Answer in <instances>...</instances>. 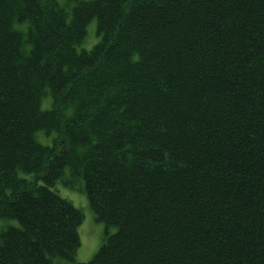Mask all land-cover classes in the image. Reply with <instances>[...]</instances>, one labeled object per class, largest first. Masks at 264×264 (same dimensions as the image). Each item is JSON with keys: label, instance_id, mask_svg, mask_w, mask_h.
Masks as SVG:
<instances>
[{"label": "trees", "instance_id": "1", "mask_svg": "<svg viewBox=\"0 0 264 264\" xmlns=\"http://www.w3.org/2000/svg\"><path fill=\"white\" fill-rule=\"evenodd\" d=\"M65 1L0 0V264H78L80 181L85 264H264V0Z\"/></svg>", "mask_w": 264, "mask_h": 264}, {"label": "rangeland", "instance_id": "2", "mask_svg": "<svg viewBox=\"0 0 264 264\" xmlns=\"http://www.w3.org/2000/svg\"><path fill=\"white\" fill-rule=\"evenodd\" d=\"M61 6L64 8H69L72 4L66 2L65 0H60ZM18 26H16L17 28ZM19 30L24 31L25 26H19ZM96 34H95V21H91L86 27V37L83 40V44L81 45V50H90L93 45L96 43ZM51 97L46 94L42 101L41 106L43 110L50 109ZM64 115L69 117V110H67ZM56 138V139H54ZM54 139V140H53ZM63 137L62 134L56 136L55 134H51L49 136H44L42 133L37 135V140L43 145H51L54 141L57 146V151L59 153L63 152L62 141ZM53 140V141H52ZM68 176V170H65L64 176ZM54 188V187H53ZM56 192L60 195L61 198H65L71 205L78 210L82 215V221L79 227L77 228V233L80 239V246L77 250L75 256V262L78 264H85L88 263L92 257L97 252L98 248L101 246L103 239L105 228L104 225L101 223H97L94 220L93 214L89 209L87 198L84 194L83 185L80 181V187L76 190L68 189L62 184H56ZM11 226H17L14 221L10 222ZM64 264V263H59Z\"/></svg>", "mask_w": 264, "mask_h": 264}]
</instances>
